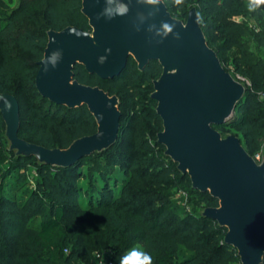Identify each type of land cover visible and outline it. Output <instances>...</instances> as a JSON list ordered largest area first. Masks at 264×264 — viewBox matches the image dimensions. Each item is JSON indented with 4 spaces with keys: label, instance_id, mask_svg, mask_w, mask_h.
Segmentation results:
<instances>
[{
    "label": "trees",
    "instance_id": "trees-1",
    "mask_svg": "<svg viewBox=\"0 0 264 264\" xmlns=\"http://www.w3.org/2000/svg\"><path fill=\"white\" fill-rule=\"evenodd\" d=\"M10 1L0 0V92L15 98V134L45 148H65L94 133L95 119L84 103L68 106L42 95L34 75L47 30H90L81 0ZM162 1L182 20L193 6L207 45L225 67L231 63L249 80L231 118L211 126H236L253 155L264 139V55L246 46L248 23L238 16H263L264 3ZM255 36L264 48V27ZM160 72L156 59L138 68L131 55L117 75L106 78L72 64L73 80L116 96L119 118L108 148L68 165L37 164L31 154L10 153L0 116V264H96L94 251L106 248L111 263L120 264L134 244L151 255L152 264L239 260L237 248L224 240L226 227L199 214L193 203L186 209L175 202L173 194L182 188L197 206H217V198L193 187L156 139L161 120L150 94Z\"/></svg>",
    "mask_w": 264,
    "mask_h": 264
},
{
    "label": "water",
    "instance_id": "water-1",
    "mask_svg": "<svg viewBox=\"0 0 264 264\" xmlns=\"http://www.w3.org/2000/svg\"><path fill=\"white\" fill-rule=\"evenodd\" d=\"M81 11L90 30L71 25L47 30L43 56L34 75L42 95L68 106L84 103L96 122L94 133L70 142L84 138L62 165L89 154L115 134L119 118L116 96L73 80L72 64L80 62L89 72L106 78L121 71L128 55L138 68L156 59L161 64L156 79L162 73L174 72L162 78L157 96L150 94L163 122L156 139L164 145L163 153L188 174L193 187L217 198L213 207H218L219 199L223 201L215 215L199 214L214 218L219 225L228 224L224 240L237 248L246 264L257 262L264 252V153L257 163L233 141L217 143L216 134L208 126L231 118L243 93L208 49L197 27L195 9V19L187 13L184 26L172 19L162 0H81ZM92 30L94 37L88 33ZM53 52L60 56L55 67L49 63ZM13 100L15 137L17 107Z\"/></svg>",
    "mask_w": 264,
    "mask_h": 264
},
{
    "label": "rangeland",
    "instance_id": "rangeland-1",
    "mask_svg": "<svg viewBox=\"0 0 264 264\" xmlns=\"http://www.w3.org/2000/svg\"><path fill=\"white\" fill-rule=\"evenodd\" d=\"M15 2H16V0H11L9 4L12 6ZM160 3H161V1H160ZM187 13H189V17L191 16L195 19V17H194L195 13H194V7L193 6L188 8ZM186 17L183 20L175 18V17H173L172 19L179 26H184L185 22H186ZM238 18H243L248 23V31H247V35H246L248 41H247L246 46L250 50H252L255 55H257V56L264 55V48L258 43V39L255 36V33L257 31H261L264 27V15L263 16L245 15V16H238ZM197 27L199 28V30L203 34L199 24H197ZM88 33L91 37H94L93 30L91 32H88ZM48 35H50V33H48ZM203 38H204V42H206L204 34H203ZM208 49L211 52L215 53V51L211 47L208 46ZM217 59H218V57H217ZM218 61H219L220 67L224 68V70L230 76L232 81H234L235 83H237L241 87L242 93L244 95V93L246 91V85H247L245 83L246 77L240 73H234L232 70V64L231 63L229 65H227V67H225L222 64V62H220L219 59H218ZM168 74L172 75V74H174V72L162 73L158 79H155L153 81V88L154 89H153V91H151V93L153 92V94L156 96L159 94L158 86L160 85L162 78L167 76ZM111 98L113 99L114 102H116V99L114 97H111ZM13 99L9 93L0 92V116H1L2 125H3L2 135L4 137V148L7 149L13 155L17 154V153L29 152L34 157L35 163H37V164L38 163H45V164H49L51 166H63L62 164L66 163L68 161V159H66V158H68L70 155H72L74 153V151L80 145V143L84 140V138H80L78 140L73 141L68 147H65V148L55 147V148H51V149H45V148H42V147L36 145L33 142L26 141V140L21 139L17 136L14 137L13 128H14V123L16 121V118H15V114H14L15 107H14V100ZM160 120H161V118H160ZM160 124H161V130L156 133V138L163 130L162 120L160 121ZM208 126L216 134L217 143H223L226 141H233L234 143H236L238 145V147H240V149L242 150L244 155L249 156V158L251 156L254 159L253 155L247 151L245 145L243 144L242 134L239 132V130L236 126H225L222 130H217L216 128H213L210 123H208ZM116 136H117V130H116L115 134H113L111 137H109L104 142L97 145L95 147V149L92 150L91 152L98 153L102 150H105L114 142ZM168 156L170 158V155H168ZM252 164L255 165L254 162ZM30 173L33 174V171L30 170ZM173 197L177 198V201H175V202L177 204H179L181 207L185 206L186 209H189L191 207L190 203L191 204L193 203V206L195 208H197L198 213H205V214H210V215H215L216 209L219 206L223 205V201L219 199V205L216 208L211 207V206H205L203 204H199V206H197L196 202L192 201L190 195L185 190H183L182 188H179V190L175 191L173 194ZM220 221H222V220H220ZM227 225L228 224H226V223L224 225H222V226L226 227L225 235H227L226 232H227V228L229 227V225L228 226ZM134 247L141 249L139 244H134L131 248H129L125 252V254L128 253ZM93 255H94L96 263L107 262L108 260H110V250L107 248L101 249V250H95ZM263 262H264V252H263V254L262 253L260 254L258 261L253 263V264H262ZM78 264H84V263L78 262ZM232 264H246V263L239 256V260L237 262H233Z\"/></svg>",
    "mask_w": 264,
    "mask_h": 264
},
{
    "label": "clouds",
    "instance_id": "clouds-1",
    "mask_svg": "<svg viewBox=\"0 0 264 264\" xmlns=\"http://www.w3.org/2000/svg\"><path fill=\"white\" fill-rule=\"evenodd\" d=\"M260 3H264V0H259ZM166 31H171V28L168 25H164ZM60 56L59 52H53L49 63L52 67L56 66ZM103 58H101V62ZM47 71V65L45 67ZM132 261H135L136 264H152V257L149 253L143 251L140 248H133L128 253H126L120 260V264H132Z\"/></svg>",
    "mask_w": 264,
    "mask_h": 264
},
{
    "label": "built area",
    "instance_id": "built-area-1",
    "mask_svg": "<svg viewBox=\"0 0 264 264\" xmlns=\"http://www.w3.org/2000/svg\"><path fill=\"white\" fill-rule=\"evenodd\" d=\"M245 83L248 85L249 84V80L248 79H245ZM263 153H264V139L262 141V144L259 148L258 151H256L254 154H253V157L254 159L257 161V162H260L263 158ZM96 264H111V261L108 260L107 262H99V263H96Z\"/></svg>",
    "mask_w": 264,
    "mask_h": 264
},
{
    "label": "bare ground",
    "instance_id": "bare-ground-1",
    "mask_svg": "<svg viewBox=\"0 0 264 264\" xmlns=\"http://www.w3.org/2000/svg\"><path fill=\"white\" fill-rule=\"evenodd\" d=\"M168 73H170V71H168ZM93 111H95V110H93ZM95 115H96V118H97V120H98V124L100 125V120H99V117H98V115H97L96 112H95Z\"/></svg>",
    "mask_w": 264,
    "mask_h": 264
}]
</instances>
